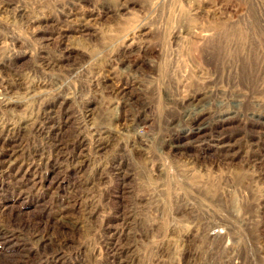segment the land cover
<instances>
[{
	"label": "rangeland",
	"instance_id": "obj_1",
	"mask_svg": "<svg viewBox=\"0 0 264 264\" xmlns=\"http://www.w3.org/2000/svg\"><path fill=\"white\" fill-rule=\"evenodd\" d=\"M0 264H264V0H0Z\"/></svg>",
	"mask_w": 264,
	"mask_h": 264
}]
</instances>
